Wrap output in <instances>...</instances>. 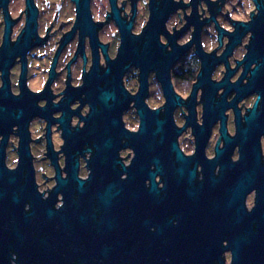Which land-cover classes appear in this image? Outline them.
Wrapping results in <instances>:
<instances>
[{"label": "flooded vegetation", "instance_id": "1", "mask_svg": "<svg viewBox=\"0 0 264 264\" xmlns=\"http://www.w3.org/2000/svg\"><path fill=\"white\" fill-rule=\"evenodd\" d=\"M258 12L255 0H0V264L93 254L110 184L125 251L178 243L187 264H232L264 241Z\"/></svg>", "mask_w": 264, "mask_h": 264}, {"label": "water", "instance_id": "2", "mask_svg": "<svg viewBox=\"0 0 264 264\" xmlns=\"http://www.w3.org/2000/svg\"><path fill=\"white\" fill-rule=\"evenodd\" d=\"M257 10V23L264 32V4L260 0H255ZM250 28V24L245 25V30ZM264 36L261 33L260 36ZM248 56V55H247ZM259 66H257L252 75H256ZM81 184V183H80ZM115 185L110 184L103 188L99 197V207L101 212H108L106 218L102 217L99 220L97 229H100L103 233V238L107 239L98 248H96L93 254L88 251H82L79 256L75 253L59 254L54 252H35L36 254H27V264H71V255L76 256L77 264H187L188 253L178 243H176L174 249L169 248L167 245L157 248L152 251L141 252L125 251L121 247V220L118 218V211H108L109 205L113 207L112 199L114 194ZM114 208V207H113ZM109 214H111L110 217ZM88 228L87 225H84ZM260 239V238H259ZM260 243H255V246L249 250H242L235 248L232 253V264H264V241L261 239ZM136 253L140 254V257H136Z\"/></svg>", "mask_w": 264, "mask_h": 264}]
</instances>
